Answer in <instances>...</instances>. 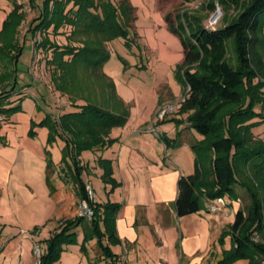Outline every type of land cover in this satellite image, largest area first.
<instances>
[{
	"label": "trees",
	"instance_id": "trees-1",
	"mask_svg": "<svg viewBox=\"0 0 264 264\" xmlns=\"http://www.w3.org/2000/svg\"><path fill=\"white\" fill-rule=\"evenodd\" d=\"M200 1L202 9L208 12L217 9V2L221 4L225 12L221 26L208 27L205 16L187 9L165 15L169 29L181 40L184 53L177 72L188 90L180 111H192L187 117L190 128L202 136L191 145L196 156L195 169L180 177L175 209L179 216L198 213L218 197L228 195L241 200L240 188L245 189L251 198L248 210L239 208L234 222L219 237L223 243L229 234L232 245L223 249L220 259L209 264H234L238 260L264 264V139L257 138L253 132L264 121V0ZM29 2L37 7L36 0ZM13 4L0 31V114L6 117V123L22 109L21 97L12 98L19 94L16 74L23 44L18 34L27 18L24 6L29 3L13 0ZM134 14L135 7L130 0L119 3L115 0H44L29 28L33 37L38 33L45 35L35 45L52 51L49 63L56 67L53 79L56 89L69 94L75 108L58 117L47 114L38 124L48 128L49 143L58 138L65 142L61 150L63 169L78 187L80 198L94 210L92 219L76 215L62 221L43 240L45 248L39 264H58L62 252L72 244H79L80 251L89 254L93 241L101 253L91 264H127L112 249L122 243L116 229L122 204L91 198L83 178L87 166L82 163L81 155L85 150L117 142L119 138L111 137V130L127 123L129 111L116 113L86 102L82 89H93L87 81L80 87L78 68L100 69L108 59L101 39L131 40ZM65 27H70L68 43L61 45L51 40L49 31L60 35ZM91 33L100 38L80 39L81 35ZM79 100L85 103H77ZM159 137L169 145L168 136L159 133ZM47 152L50 183L54 166L51 153ZM98 162L104 169V182L112 184V190L120 186L113 177L112 161L100 158Z\"/></svg>",
	"mask_w": 264,
	"mask_h": 264
},
{
	"label": "rangeland",
	"instance_id": "rangeland-1",
	"mask_svg": "<svg viewBox=\"0 0 264 264\" xmlns=\"http://www.w3.org/2000/svg\"><path fill=\"white\" fill-rule=\"evenodd\" d=\"M120 1L115 0L116 3ZM130 1L135 7L131 40L127 41L123 37H116L110 41L101 39L102 45L107 49L108 59L100 69L84 66L78 68L80 87H84V82L87 81L95 92L93 90L85 91V87L82 89L87 97L85 98L86 102L98 104L116 113L128 109L124 103L118 101L116 92L136 96L137 101L140 102L139 110L141 112L144 109L147 110V104L149 105L156 90L160 89V93L164 95L167 93V88H172L176 96H179L175 100L178 102L186 95L187 86L177 72L178 65L183 61V52L179 54V58L176 53L170 52V41L162 34L159 27L163 24L168 12L176 13L184 9L197 12L205 16L204 23L212 28L223 24L225 14L219 2H217V9L214 12H208L202 9L203 3L200 0H193L189 3H184L181 0ZM27 2L30 5L26 10L27 18L21 25L18 34L19 42L23 44V50L18 60L16 74V89H29V94L24 98L26 109L22 108L18 111L19 121H9L0 130V264L40 263V259L33 249L34 243L39 242L45 248L43 240L49 238L47 237L49 227L44 226L45 218L55 209L54 204L61 195L59 189L66 181L60 175L64 170L56 165L62 154L60 145L63 140L58 138L57 141L49 143L48 128L42 127L38 123L47 114L58 117V114L64 111L75 109L69 99V94H63L56 89L53 80L56 67L49 63L53 56L52 51L35 45V42L42 40L45 35L38 33L33 37L29 30L32 21L39 15V9H42L44 0H36L37 7H32L29 0ZM231 12H234L233 9ZM215 14L218 16L217 19H214ZM155 23L158 27L157 33L154 31ZM49 33H51V40L58 44L65 45L69 42L67 36L70 33V27H65L61 35H54L52 31ZM88 38L97 40L100 37L92 33L80 36V39ZM74 44L80 43L74 42ZM180 57L181 62H179ZM173 63L176 64L173 66ZM257 110L261 111L260 108ZM153 123L154 121H152V125ZM33 130L36 132L32 133ZM190 131L199 134L193 128H190ZM253 132L257 138L264 139V121L255 127ZM47 151L51 153L50 159L54 166L50 183L47 179L49 157ZM68 177L70 176L68 175ZM69 181L73 184V189L66 191L62 196V203L57 206V208L63 207L69 213H66L64 218L71 215L70 207L75 210L74 213L77 215H80L81 212L82 199L77 194L78 187L71 180ZM92 183L98 191L97 179L93 178ZM22 186H29V192L25 193ZM74 193L77 198L73 196ZM96 196L99 197V194ZM240 196H242L241 200L238 203L235 201L234 204L247 211L251 204V198L242 188H240ZM225 198L228 203L233 202L228 195ZM201 211L205 214L209 212L205 207ZM235 214L236 211L233 210L231 216L225 217L224 229H229V225L235 220ZM64 218L59 221L60 224ZM37 227L39 230L43 227L41 237L40 235L36 237ZM22 228L23 230H21ZM19 231L22 232L19 233ZM16 234L17 237L14 236ZM80 238L83 237L80 236ZM80 238L78 236V240ZM92 244L89 254L82 253L79 244L69 245L62 252L58 264H91L95 256L101 253L94 241ZM213 244L222 251L226 248L229 249L232 245L231 236L228 234L223 243L218 238L212 242L211 246ZM5 256H7L6 259ZM215 260L218 259H214V262ZM189 261L188 256H183L176 260V264H187ZM209 263L211 262L206 259L203 264ZM234 264H246V262L238 260Z\"/></svg>",
	"mask_w": 264,
	"mask_h": 264
},
{
	"label": "crops",
	"instance_id": "crops-1",
	"mask_svg": "<svg viewBox=\"0 0 264 264\" xmlns=\"http://www.w3.org/2000/svg\"><path fill=\"white\" fill-rule=\"evenodd\" d=\"M24 2L28 3L27 0ZM13 7V0H0V31ZM159 27L170 41V52L176 53L179 58V54L183 52L180 38L171 32L165 18ZM157 28L155 23L156 33ZM179 60L182 61L181 57ZM16 91L19 94L12 99L21 97V106L26 109L24 98L29 94V89ZM166 92L162 95L160 89L156 90L149 105L147 104V110L144 109L142 112L139 110L140 102L136 96L116 92L118 101L128 107L127 123L122 127L113 128L111 137L119 138L117 142L104 148L82 152V163L87 166L83 178L88 183V188L93 189L96 200L99 202L111 200L122 204L116 218V229L122 243L112 246L122 261L127 264H176L177 259L188 256L190 261L187 264H203L206 259L212 263L214 259L220 258L222 250L211 244L219 238L224 229L225 217L231 216L233 210L239 209L234 202L238 203L240 200L232 199L233 202L226 208L213 215L209 212L205 214L203 211L183 216L177 214L175 201L178 196V181L182 175L194 172L196 156L191 145L193 141L202 139V136L190 131L187 117L192 111L179 110L165 121H157L152 125L159 106L179 97L170 87ZM81 102L85 103L84 100L77 103ZM19 120L18 112L10 117L12 122ZM176 120L180 123L177 124ZM159 132L170 138L169 145L160 140ZM64 145L65 142L61 141V150ZM100 158L112 161L113 177L121 183L113 190L112 184L104 182L102 178L104 169L99 165ZM61 159L62 154L56 165L63 169ZM65 172L64 170L60 173L66 182L59 189L61 195L54 204L55 209L45 218L44 226L49 227L47 237L59 227V221L68 213L63 207L57 208L62 203V196L66 191L73 189L70 177L66 176ZM93 178L98 181V191L93 186ZM22 189L25 193L29 192V186H22ZM96 194H99L100 198ZM73 196L77 198L76 193ZM70 209L73 210H69L71 215L64 220L77 215L72 207ZM42 232L43 227L36 231V237L39 235L41 237ZM14 236L17 237V234ZM80 236L83 237L81 231L79 238ZM81 239L83 238L79 241Z\"/></svg>",
	"mask_w": 264,
	"mask_h": 264
},
{
	"label": "built area",
	"instance_id": "built-area-1",
	"mask_svg": "<svg viewBox=\"0 0 264 264\" xmlns=\"http://www.w3.org/2000/svg\"><path fill=\"white\" fill-rule=\"evenodd\" d=\"M19 2H22V0H18ZM25 10L29 9V5L25 4L24 6ZM219 8V7H218ZM220 9V8H219ZM186 95L178 102V101H169L161 104L156 112L154 123L157 121H162L168 118L169 116L177 113L180 110L181 104L185 101ZM61 102V101H60ZM6 123V117L2 114H0V130L2 129L3 125ZM89 189V194L91 198H95V194L93 189ZM229 205L225 197H218L214 201L208 202L207 211L209 212H219L222 209L226 208ZM80 215L86 216L88 219H92L94 216V210L86 200H82L81 202V212ZM34 252L36 253L37 257L40 259L44 249L41 246L39 242L34 243Z\"/></svg>",
	"mask_w": 264,
	"mask_h": 264
},
{
	"label": "bare ground",
	"instance_id": "bare-ground-1",
	"mask_svg": "<svg viewBox=\"0 0 264 264\" xmlns=\"http://www.w3.org/2000/svg\"><path fill=\"white\" fill-rule=\"evenodd\" d=\"M217 18H218V16H217V14H215V15H214V19H217Z\"/></svg>",
	"mask_w": 264,
	"mask_h": 264
},
{
	"label": "water",
	"instance_id": "water-1",
	"mask_svg": "<svg viewBox=\"0 0 264 264\" xmlns=\"http://www.w3.org/2000/svg\"><path fill=\"white\" fill-rule=\"evenodd\" d=\"M219 10V9H218Z\"/></svg>",
	"mask_w": 264,
	"mask_h": 264
}]
</instances>
